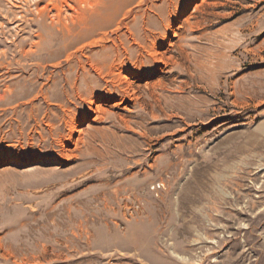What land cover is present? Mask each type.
Here are the masks:
<instances>
[{
  "label": "rangeland",
  "instance_id": "1",
  "mask_svg": "<svg viewBox=\"0 0 264 264\" xmlns=\"http://www.w3.org/2000/svg\"><path fill=\"white\" fill-rule=\"evenodd\" d=\"M0 264H264V0H0Z\"/></svg>",
  "mask_w": 264,
  "mask_h": 264
}]
</instances>
